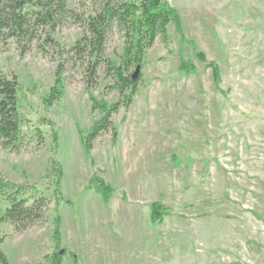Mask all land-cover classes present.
Returning a JSON list of instances; mask_svg holds the SVG:
<instances>
[{"label":"rangeland","instance_id":"374dc122","mask_svg":"<svg viewBox=\"0 0 264 264\" xmlns=\"http://www.w3.org/2000/svg\"><path fill=\"white\" fill-rule=\"evenodd\" d=\"M69 2L90 11L89 0ZM168 2L180 28L168 25L169 43L145 52L132 103L110 116L89 152L78 131L85 137L102 115L89 96L108 105L119 96L102 69L87 91L85 64L70 51L79 24L69 19L53 45L35 40L24 53L0 40V69L17 76L22 112L50 121L38 123L41 145L28 134L18 152L0 147L3 188L28 184L50 200L31 227L0 223L8 264H51L59 251V264H264V0ZM122 45L114 28L105 57L117 61ZM59 64L63 95L45 107ZM93 175L110 186L107 201ZM154 203L163 215L152 222Z\"/></svg>","mask_w":264,"mask_h":264},{"label":"trees","instance_id":"16d2710c","mask_svg":"<svg viewBox=\"0 0 264 264\" xmlns=\"http://www.w3.org/2000/svg\"><path fill=\"white\" fill-rule=\"evenodd\" d=\"M90 11L76 13L70 7L69 0H0V40L12 39L24 53L33 41L46 44L55 43L53 35L69 19L75 20L82 28V35L70 47L72 54L85 64L87 71L86 88L89 92L93 77L98 69L111 79V88L119 98L108 105L89 96L91 108L100 111L101 118L94 124L90 133L83 136L79 129V139L85 152L91 150L92 141L101 132L111 126L110 116L119 108H127L137 92L140 72L136 78V67H142L145 52L156 40L169 43L168 25L176 24L180 28L179 18L168 0H89ZM121 34L122 51L117 61L105 57V43L113 29ZM133 68V70H132ZM185 68V64L182 65ZM61 64L57 65L53 84L44 94L42 102L50 107L63 95ZM215 81L219 80V69L212 64ZM50 124L45 117L35 123L25 116L20 105V84L13 73L6 74L0 69V147L11 152H18L24 138L30 134L39 145L43 143L42 131L38 123ZM115 128L112 134L115 135ZM55 136V135H54ZM53 162V161H52ZM52 195L59 198L60 167L53 162ZM95 190L104 201L110 197V186L93 175L91 179ZM2 197V198H1ZM0 198L6 202L0 210V223H10L15 230H24L45 220L49 198L37 188L24 184L14 190H5L0 180ZM163 210L159 204L151 205L152 222L162 219ZM53 238L59 244L58 224L53 231ZM62 251L54 255L51 264H59ZM0 264L8 260L0 250Z\"/></svg>","mask_w":264,"mask_h":264},{"label":"water","instance_id":"95a60500","mask_svg":"<svg viewBox=\"0 0 264 264\" xmlns=\"http://www.w3.org/2000/svg\"><path fill=\"white\" fill-rule=\"evenodd\" d=\"M139 71H140V68H139V66L138 67H136V69H135V71H134V73H133V78H136L137 76H138V73H139Z\"/></svg>","mask_w":264,"mask_h":264},{"label":"bare ground","instance_id":"6f19581e","mask_svg":"<svg viewBox=\"0 0 264 264\" xmlns=\"http://www.w3.org/2000/svg\"><path fill=\"white\" fill-rule=\"evenodd\" d=\"M197 30V29H196Z\"/></svg>","mask_w":264,"mask_h":264}]
</instances>
